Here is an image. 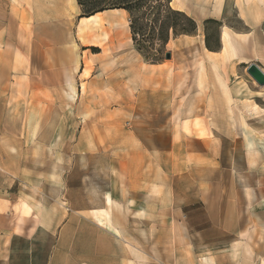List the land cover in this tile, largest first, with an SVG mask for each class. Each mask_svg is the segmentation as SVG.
<instances>
[{"label":"rangeland","instance_id":"rangeland-1","mask_svg":"<svg viewBox=\"0 0 264 264\" xmlns=\"http://www.w3.org/2000/svg\"><path fill=\"white\" fill-rule=\"evenodd\" d=\"M223 1L172 0L198 29L171 38L157 63L138 52L128 13L121 53L113 38L83 41L81 13L71 36L35 48L26 34L22 49L13 19L0 17L1 259L4 235L31 233L42 218L58 228L95 192H113L118 208L101 193L92 208L108 210L129 241L140 231L144 246L154 242L156 264H264V87L239 65L264 64V21L251 30L238 13L256 0H225L219 14ZM225 29L252 32L234 35L230 56Z\"/></svg>","mask_w":264,"mask_h":264},{"label":"crops","instance_id":"crops-1","mask_svg":"<svg viewBox=\"0 0 264 264\" xmlns=\"http://www.w3.org/2000/svg\"><path fill=\"white\" fill-rule=\"evenodd\" d=\"M175 1H178L179 4L183 1L184 4L185 0H173L172 6ZM197 1L208 3L213 0ZM260 1L264 5V0ZM224 5L225 0L221 11L216 12L222 14ZM179 10L181 11V9ZM106 12L108 11L103 13ZM80 13L81 9L77 0H0V17L4 20L10 17L15 25L16 38L13 46L15 49H22L27 46L23 40L26 34H29L31 38L29 45L35 48H42L45 45V36H55L58 39L67 34L71 36L73 24ZM238 13L251 30L256 29L264 21V16L256 21L254 17L242 14L240 8H238ZM84 19L80 18L79 30ZM105 28L108 30L109 26ZM2 30L6 32L5 46L11 47L12 26ZM122 31V29H114L111 32L113 38L111 49L113 52L121 53L123 51ZM229 31L231 40L227 53H225V44L222 39L221 54H226V56L237 52L234 35L247 37L244 40L246 41L252 33L233 34L231 30ZM204 50L206 54L219 55L209 51L205 46ZM24 57L21 51L20 62L24 60ZM250 64L253 63L245 58L239 62V65ZM257 65L264 72V64ZM22 76L25 77V75ZM54 178L58 179L59 175H54ZM100 193V200L102 203H106V209L107 207L110 209L118 208L117 203L120 204L121 202L113 197V192ZM100 193L95 192L94 198L97 199ZM93 201L90 199V205H87L83 211H78L80 212L79 215L77 213L76 215H69L63 225L58 228L55 226L56 221L54 219L42 218L43 225L38 226L31 233L22 234L19 230L18 234L4 235V255L2 259L0 258V264H156L155 246H152L154 242L144 246L140 240V231L132 232L129 241L126 237L127 234L122 233L115 226L114 217L110 215L108 210L101 209L99 206L92 208L91 203ZM130 202L136 203L134 199ZM145 212L149 213L148 210L144 209ZM136 218L139 220V215ZM18 229H21V226Z\"/></svg>","mask_w":264,"mask_h":264},{"label":"trees","instance_id":"trees-1","mask_svg":"<svg viewBox=\"0 0 264 264\" xmlns=\"http://www.w3.org/2000/svg\"><path fill=\"white\" fill-rule=\"evenodd\" d=\"M172 0H77L80 18L109 10H125L130 16L132 40L138 52L157 63L171 38L193 36L198 25L186 13L170 6ZM206 48L212 51L206 41Z\"/></svg>","mask_w":264,"mask_h":264},{"label":"bare ground","instance_id":"bare-ground-1","mask_svg":"<svg viewBox=\"0 0 264 264\" xmlns=\"http://www.w3.org/2000/svg\"><path fill=\"white\" fill-rule=\"evenodd\" d=\"M222 1L223 0H215V4L218 8L221 7ZM181 5H183V1H181ZM241 11L246 15L254 17L256 21H259L264 16V5L256 0L251 4L250 7L242 6ZM126 15L127 12L125 10H111L106 13H97L91 17H87L83 20L82 26L80 27V38L83 41H86L88 38L99 39L102 37V41L106 42L110 40L112 36L108 33L109 30H107L105 27L109 26L111 32L114 29H123L124 27H128L127 24L125 25V22H123V19L125 20ZM104 32H106V34H103ZM222 39L225 44V53H227L231 40V34L229 30L225 29L223 31ZM208 55L212 56L210 53H208ZM188 111L192 112V108H189Z\"/></svg>","mask_w":264,"mask_h":264},{"label":"water","instance_id":"water-1","mask_svg":"<svg viewBox=\"0 0 264 264\" xmlns=\"http://www.w3.org/2000/svg\"><path fill=\"white\" fill-rule=\"evenodd\" d=\"M172 58V54L168 53L166 59ZM247 73L261 87H264V72L257 64H250L247 68Z\"/></svg>","mask_w":264,"mask_h":264}]
</instances>
